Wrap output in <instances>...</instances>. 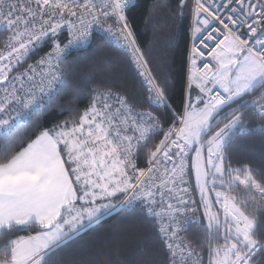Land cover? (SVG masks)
<instances>
[{"label": "snow or ice", "instance_id": "obj_1", "mask_svg": "<svg viewBox=\"0 0 264 264\" xmlns=\"http://www.w3.org/2000/svg\"><path fill=\"white\" fill-rule=\"evenodd\" d=\"M136 6L0 0V264H56L116 210L150 225V259L124 241L89 264H264V160L241 146L264 143V0H157L153 31L190 20L179 90ZM102 61L124 78L62 103Z\"/></svg>", "mask_w": 264, "mask_h": 264}, {"label": "trees", "instance_id": "obj_2", "mask_svg": "<svg viewBox=\"0 0 264 264\" xmlns=\"http://www.w3.org/2000/svg\"><path fill=\"white\" fill-rule=\"evenodd\" d=\"M156 2L157 0H137L135 19L138 35L142 43L150 47L157 57L156 67L175 80L176 88L179 90L183 83L184 65L190 43L187 36L190 20L174 22L172 18L162 13L156 21L157 28L153 31L151 25H146L144 21ZM166 2L174 4L175 0H166ZM90 52L91 49H89ZM83 55L85 54L73 53L69 56L68 62L71 63L76 57ZM110 59L111 57H106V60ZM83 63L82 61L81 64ZM123 78V67L114 62L108 64L102 61L96 66L95 71L80 67L74 70L69 82V91L61 102L66 105L70 104L74 92H83L88 88L96 87L97 85L92 81L118 82ZM241 146L258 162V165L259 161L264 160V143L261 142L259 132L246 137L241 141ZM195 234L196 229H191L189 235ZM21 235H26V233H21ZM124 241H128L124 246L127 248L129 259L140 260L141 257L145 260L150 259L152 241L150 225L138 219L131 212L116 210L105 216L99 224L85 230L76 241L58 253L54 261L56 264H89V261L95 260L100 252L115 251Z\"/></svg>", "mask_w": 264, "mask_h": 264}, {"label": "built area", "instance_id": "obj_3", "mask_svg": "<svg viewBox=\"0 0 264 264\" xmlns=\"http://www.w3.org/2000/svg\"><path fill=\"white\" fill-rule=\"evenodd\" d=\"M189 46H190V43H189Z\"/></svg>", "mask_w": 264, "mask_h": 264}]
</instances>
